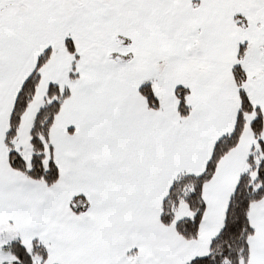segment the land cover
I'll return each mask as SVG.
<instances>
[{"label":"snow or ice","instance_id":"1","mask_svg":"<svg viewBox=\"0 0 264 264\" xmlns=\"http://www.w3.org/2000/svg\"><path fill=\"white\" fill-rule=\"evenodd\" d=\"M0 264H264V0H0Z\"/></svg>","mask_w":264,"mask_h":264}]
</instances>
